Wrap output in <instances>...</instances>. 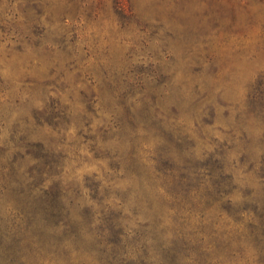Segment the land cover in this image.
I'll use <instances>...</instances> for the list:
<instances>
[{
  "label": "rangeland",
  "instance_id": "obj_1",
  "mask_svg": "<svg viewBox=\"0 0 264 264\" xmlns=\"http://www.w3.org/2000/svg\"><path fill=\"white\" fill-rule=\"evenodd\" d=\"M0 264H264V0H0Z\"/></svg>",
  "mask_w": 264,
  "mask_h": 264
}]
</instances>
